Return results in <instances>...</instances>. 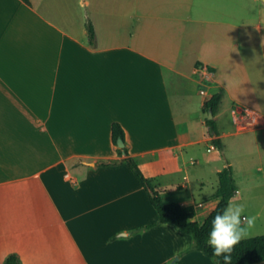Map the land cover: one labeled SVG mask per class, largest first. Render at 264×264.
I'll list each match as a JSON object with an SVG mask.
<instances>
[{"label":"crops","instance_id":"obj_1","mask_svg":"<svg viewBox=\"0 0 264 264\" xmlns=\"http://www.w3.org/2000/svg\"><path fill=\"white\" fill-rule=\"evenodd\" d=\"M252 49L264 56V0H0V264H168L147 246L175 224L132 232L159 212L127 162L99 163L125 157L113 123L162 194L192 190L213 90L264 106L234 91L259 94Z\"/></svg>","mask_w":264,"mask_h":264},{"label":"rangeland","instance_id":"obj_2","mask_svg":"<svg viewBox=\"0 0 264 264\" xmlns=\"http://www.w3.org/2000/svg\"><path fill=\"white\" fill-rule=\"evenodd\" d=\"M251 53L252 55H248L245 62L249 63L248 66L257 69L259 73V94L256 95V93L242 89H235L234 91L241 95L242 99L247 101V103L257 105L259 102L264 103V56L260 49H252ZM244 78L249 81L251 77L246 74L244 77L240 76V79L244 80ZM220 90L215 88L213 92ZM232 106L234 108L231 107L230 102L226 99L220 106L222 111L221 116L218 115V112L214 116L220 132L224 133L221 137L224 145L223 149L218 147L215 150L209 147V145L214 144V141L212 138H209V126H207L206 122L210 111L209 108L205 107L203 123H205L208 130L206 132L208 139L206 138L205 142L200 144L198 150H195L192 154H188L189 158L190 155H194L196 159L195 164H191L188 170L193 183L192 190L184 192L180 189H170L163 193V196L168 201H177L179 197L193 193L190 196L198 204L200 201L204 203V207L197 204L198 208L201 211H207L208 200L219 186V175L215 169L223 167L225 163L231 161L244 187L235 198L236 202L245 205L244 214H260L256 227L247 236L251 237L264 234V185L260 179L261 173L256 172L253 174L251 172V169L256 170L259 166H264V106L263 108H247L242 107V105V108H237L235 104H232ZM184 172L183 170H179L178 179H183ZM201 177L205 181L204 185ZM152 182L155 186L158 184L155 180H152ZM198 218H203L202 213ZM172 226L177 231H170L168 228L162 236V244L157 243L155 249L153 248L154 252H151L150 247L147 246L148 259H168V264H217L204 251L195 248V245L192 243L195 239L191 234L185 233L176 225L172 224ZM182 246L185 247L183 251L174 252ZM192 253L194 254L192 255ZM250 264H264V260Z\"/></svg>","mask_w":264,"mask_h":264},{"label":"trees","instance_id":"obj_3","mask_svg":"<svg viewBox=\"0 0 264 264\" xmlns=\"http://www.w3.org/2000/svg\"><path fill=\"white\" fill-rule=\"evenodd\" d=\"M88 34L90 42L93 45L97 44L96 28L91 20L87 22ZM224 89L213 94V96L206 101L205 107L209 111L214 112V116L220 109ZM207 124L209 126V134L213 136L215 146L223 149V142L220 137V129L217 120L207 117ZM113 140L118 145V140L122 136L127 143L126 131L119 121L113 123ZM118 152L125 157L120 159L101 160L100 165H116L122 161L129 164L139 181L146 188L149 197L159 212V218L156 221L138 226L132 232H141L154 227L163 222L174 223L184 232L191 234L195 239V248L204 251L216 263L220 261L222 264V257H213L212 248L208 246L207 239L211 227V221L220 212L223 211L227 202L233 199L238 191V184L235 178V168L232 163H228L223 167L219 175V186L214 194L209 198L207 203V215L203 220L197 219V208L194 204H183L180 201H168L164 198L162 191L158 189L152 180L146 175L145 171L139 164L138 160L131 155L128 146L119 147ZM202 225V226H201ZM232 264H250L264 260V234L243 238L233 249ZM4 264H22L21 257L18 253H11L6 258Z\"/></svg>","mask_w":264,"mask_h":264},{"label":"clouds","instance_id":"obj_4","mask_svg":"<svg viewBox=\"0 0 264 264\" xmlns=\"http://www.w3.org/2000/svg\"><path fill=\"white\" fill-rule=\"evenodd\" d=\"M245 205L230 199L222 212L211 221L207 244L212 248L213 257H222V264H232L234 247L251 234L260 219V214L246 215ZM168 227L167 223L164 224ZM202 226V225H201ZM195 245L196 241L192 242ZM220 264V261H217Z\"/></svg>","mask_w":264,"mask_h":264},{"label":"water","instance_id":"obj_5","mask_svg":"<svg viewBox=\"0 0 264 264\" xmlns=\"http://www.w3.org/2000/svg\"><path fill=\"white\" fill-rule=\"evenodd\" d=\"M214 117V112L212 110H210V113H209V118H213ZM118 146L119 147H125L126 146V141L124 139V137H120L119 140H118ZM123 233H126V232H123Z\"/></svg>","mask_w":264,"mask_h":264},{"label":"built area","instance_id":"obj_6","mask_svg":"<svg viewBox=\"0 0 264 264\" xmlns=\"http://www.w3.org/2000/svg\"><path fill=\"white\" fill-rule=\"evenodd\" d=\"M199 206H203L204 207V203L203 202H200L199 204H198ZM198 205L196 204V208L198 207Z\"/></svg>","mask_w":264,"mask_h":264}]
</instances>
